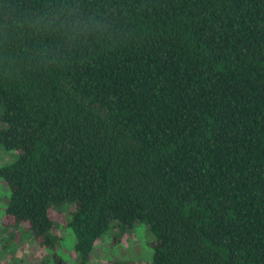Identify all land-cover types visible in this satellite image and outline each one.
<instances>
[{
  "label": "trees",
  "instance_id": "obj_1",
  "mask_svg": "<svg viewBox=\"0 0 264 264\" xmlns=\"http://www.w3.org/2000/svg\"><path fill=\"white\" fill-rule=\"evenodd\" d=\"M0 148L11 264H264V0H0Z\"/></svg>",
  "mask_w": 264,
  "mask_h": 264
},
{
  "label": "rangeland",
  "instance_id": "obj_2",
  "mask_svg": "<svg viewBox=\"0 0 264 264\" xmlns=\"http://www.w3.org/2000/svg\"><path fill=\"white\" fill-rule=\"evenodd\" d=\"M14 157V152H6L0 148V165L10 162ZM8 199V189L4 182L0 180V246L5 239L11 241L5 252H0V264H11V258L13 257L8 256L9 252L14 253L17 258L33 259L38 251L34 243L25 238L24 226L12 225V222L4 215ZM66 238H69L68 234ZM153 241L154 236L146 224L135 223L131 227L114 225L95 244L89 264L119 262L150 264L153 254L151 248ZM61 249L69 264H74V253L71 244L65 243V246H62ZM38 253H40V250Z\"/></svg>",
  "mask_w": 264,
  "mask_h": 264
}]
</instances>
